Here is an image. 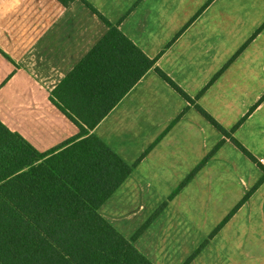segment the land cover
<instances>
[{
	"label": "crops",
	"instance_id": "1",
	"mask_svg": "<svg viewBox=\"0 0 264 264\" xmlns=\"http://www.w3.org/2000/svg\"><path fill=\"white\" fill-rule=\"evenodd\" d=\"M111 26L155 63L89 131L131 167L98 213L130 240L167 203L132 242L152 264H264V170L232 140L264 159V0H0V121L42 154L76 135L55 90Z\"/></svg>",
	"mask_w": 264,
	"mask_h": 264
},
{
	"label": "trees",
	"instance_id": "2",
	"mask_svg": "<svg viewBox=\"0 0 264 264\" xmlns=\"http://www.w3.org/2000/svg\"><path fill=\"white\" fill-rule=\"evenodd\" d=\"M154 63L111 26L55 90L67 97L65 112L83 123H75L76 135L42 154L0 121V264H152L132 242L161 208L130 240L98 213L131 167L89 131ZM157 71L190 101L166 74ZM197 109L226 134L210 115Z\"/></svg>",
	"mask_w": 264,
	"mask_h": 264
},
{
	"label": "rangeland",
	"instance_id": "3",
	"mask_svg": "<svg viewBox=\"0 0 264 264\" xmlns=\"http://www.w3.org/2000/svg\"><path fill=\"white\" fill-rule=\"evenodd\" d=\"M241 122H239L236 126H234L232 129H230V130H226L225 128H223L219 123V125H220V127L224 130V131H226V134H224L218 127H216L223 135H224V137H227V138H230V139H232V135H231V133L233 132L234 133V131H235V129L239 126V124H240ZM227 134H228V136H227ZM234 138V137H233ZM235 139V138H234ZM67 141V140H66ZM64 143V142H63ZM219 144V143H218ZM61 145V144H60ZM59 146V145H58ZM57 146V147H58ZM56 148V147H55ZM54 148V149H55ZM193 174L191 173L190 174V176H192ZM177 193V191H174V193H172L171 195H170V198H172L173 196H175V194ZM167 205V203H164V204H162L159 208H161V210H163L164 208H165V206ZM140 229V228H139ZM138 229V230H139ZM137 230V231H138ZM137 231L135 232V234L137 233ZM142 232H143V230H142ZM142 232H140L138 235H136L135 236V238L133 239V241L142 233ZM134 234V235H135ZM134 235H132L131 237H130V239H132L133 237H134Z\"/></svg>",
	"mask_w": 264,
	"mask_h": 264
},
{
	"label": "built area",
	"instance_id": "4",
	"mask_svg": "<svg viewBox=\"0 0 264 264\" xmlns=\"http://www.w3.org/2000/svg\"><path fill=\"white\" fill-rule=\"evenodd\" d=\"M260 163H261L262 165H264V159H261V160H260Z\"/></svg>",
	"mask_w": 264,
	"mask_h": 264
}]
</instances>
